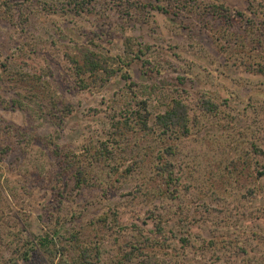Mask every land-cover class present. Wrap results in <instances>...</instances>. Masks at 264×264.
I'll use <instances>...</instances> for the list:
<instances>
[{
  "label": "rangeland",
  "instance_id": "1",
  "mask_svg": "<svg viewBox=\"0 0 264 264\" xmlns=\"http://www.w3.org/2000/svg\"><path fill=\"white\" fill-rule=\"evenodd\" d=\"M0 264H264V0H0Z\"/></svg>",
  "mask_w": 264,
  "mask_h": 264
},
{
  "label": "trees",
  "instance_id": "2",
  "mask_svg": "<svg viewBox=\"0 0 264 264\" xmlns=\"http://www.w3.org/2000/svg\"><path fill=\"white\" fill-rule=\"evenodd\" d=\"M88 55L90 56V58H87L86 63L88 65H90V68L91 69H103L101 67L102 66L101 61L96 57V55L94 53L88 52ZM83 66L84 65L82 64V67ZM86 69L88 70V67H86ZM174 105H175V107L172 110H168L166 114L158 116L159 120L164 125L163 126L164 129H171L172 128V125H179L181 123V120H180V123H179L177 121H174L173 119L176 118V117L179 118V116H177L179 113L177 114V112L178 111H181V110H184V108L182 107V105H180V103H179V106H180L179 107L178 106V102H176ZM39 243L41 245H43V243H45V240H43V241L40 240Z\"/></svg>",
  "mask_w": 264,
  "mask_h": 264
}]
</instances>
